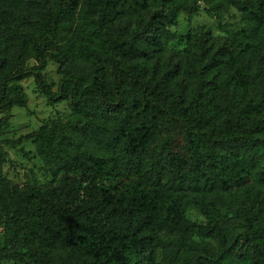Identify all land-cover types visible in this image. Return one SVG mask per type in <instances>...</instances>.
I'll return each instance as SVG.
<instances>
[{"label": "trees", "instance_id": "16d2710c", "mask_svg": "<svg viewBox=\"0 0 264 264\" xmlns=\"http://www.w3.org/2000/svg\"><path fill=\"white\" fill-rule=\"evenodd\" d=\"M230 8L242 31L165 58L180 15ZM29 78L73 119L5 141L35 144L43 186L0 143V264H264V0H0V136Z\"/></svg>", "mask_w": 264, "mask_h": 264}, {"label": "rangeland", "instance_id": "374dc122", "mask_svg": "<svg viewBox=\"0 0 264 264\" xmlns=\"http://www.w3.org/2000/svg\"><path fill=\"white\" fill-rule=\"evenodd\" d=\"M243 28L242 15L234 8L227 9L215 18L208 17L202 9L192 17L180 15L177 24L170 29L176 40L170 44L171 51L165 55V58L173 61L181 58L182 55L180 54L184 49L183 40L186 36L203 32L212 44L221 45L233 33L240 32ZM33 64V62H29L28 67ZM43 75L47 83L53 85V91H55L60 78V75L57 74V65L51 61L47 62ZM21 84L27 96V104L24 108L15 107L11 109L9 127L0 136L1 147L7 153V159L2 170L7 179L18 185L43 186L48 182L49 175L44 169L42 160L37 155L35 144L23 140L17 145H12L5 141H17L21 136L38 130L44 123L59 121L62 124H68L73 119L71 103L63 101L51 106L46 98L37 91L33 78L26 79ZM229 216L230 219L227 220V224L229 227H233L234 217ZM187 218L191 222H205L204 217L193 209L188 211ZM2 264L12 263L3 262Z\"/></svg>", "mask_w": 264, "mask_h": 264}]
</instances>
